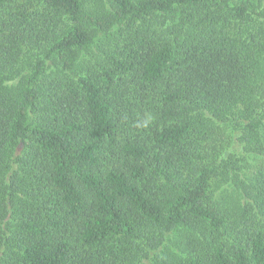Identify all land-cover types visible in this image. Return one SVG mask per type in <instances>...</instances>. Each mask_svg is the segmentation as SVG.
<instances>
[{"label":"trees","instance_id":"obj_1","mask_svg":"<svg viewBox=\"0 0 264 264\" xmlns=\"http://www.w3.org/2000/svg\"><path fill=\"white\" fill-rule=\"evenodd\" d=\"M0 264H264V0H0Z\"/></svg>","mask_w":264,"mask_h":264}]
</instances>
